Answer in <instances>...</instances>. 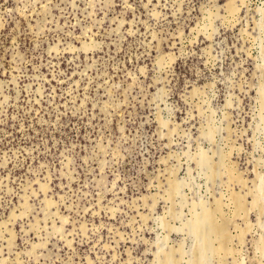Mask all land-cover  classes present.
Segmentation results:
<instances>
[{
  "label": "rangeland",
  "instance_id": "1",
  "mask_svg": "<svg viewBox=\"0 0 264 264\" xmlns=\"http://www.w3.org/2000/svg\"><path fill=\"white\" fill-rule=\"evenodd\" d=\"M221 262L264 264V0H0V264Z\"/></svg>",
  "mask_w": 264,
  "mask_h": 264
},
{
  "label": "bare ground",
  "instance_id": "2",
  "mask_svg": "<svg viewBox=\"0 0 264 264\" xmlns=\"http://www.w3.org/2000/svg\"><path fill=\"white\" fill-rule=\"evenodd\" d=\"M237 198H238V197H237ZM237 198L235 197L236 201L238 202V199H237ZM239 199H240V198H239ZM240 200H241V199H240ZM239 202H240V201H239ZM221 204H222V203H221ZM239 205H242L241 202H240ZM215 206H216V205H215ZM241 207H242V206H241ZM215 208H216V207H215ZM237 208H238V207H237ZM237 208H236V209H237ZM242 209H243V208H242ZM213 210H214V209H213ZM219 210H220V209H219ZM209 211H210V210H209ZM220 211H221V210H220ZM218 214H219V213H218ZM205 217H207V216H205ZM215 217H216V215H215ZM218 217H219V215H218ZM212 218H213V217H212ZM212 218H211V215L209 214V219L211 220ZM220 218H221V217H220ZM213 219H214V218H213ZM218 219H219V218H218ZM216 220H217V219H216ZM223 220H224V219H223ZM204 221L206 222L207 220H204ZM214 221H215V219H214ZM217 221H218V220H217ZM220 221H221V219H220ZM226 221H227V220H226ZM200 223H201V222H200ZM206 223H207V222H206ZM206 223H205V224H206ZM207 224H208V223H207ZM210 224H211V226H210V229H209V230H210L211 233H213V234H212L213 237H214V234H215L216 237L219 238V240L217 239L218 241L216 240L217 242H220V243H218L219 245H218V247H217V250H218V251H219V250H223V249H224V247H223V246H224L223 243H225V241L223 242V240H224V239H223V238H224V237H223V236H224L223 234H225V232H223L224 230H223V227L221 226L222 223H221V224H219V223L217 224V223L211 221ZM226 225H227V224H226ZM200 227H201V226H200ZM195 228H196V227H195ZM200 230H201V229H200ZM197 232H198V231H197ZM200 233H201V232H200ZM212 235H211V236H212ZM197 237H198V236H197ZM199 237H200V236H199ZM201 238H202V237H201ZM200 241H201V240H200ZM240 241H241V240H240ZM201 243H202V242H201ZM225 244H226V243H225ZM227 247H228V246H226V248H227ZM228 248H229V247H228ZM224 250H225V249H224ZM218 251H217V252H218ZM225 252H226V251H225ZM218 253H219V252H218ZM262 255H263V254H262ZM222 263H223V262H221V264H222ZM236 263H237V262H236ZM259 263H260V262H259ZM217 264H218V263H217Z\"/></svg>",
  "mask_w": 264,
  "mask_h": 264
}]
</instances>
